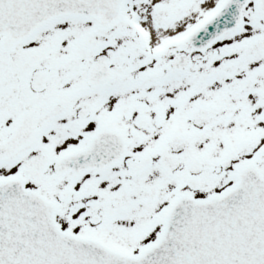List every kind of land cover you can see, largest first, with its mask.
I'll use <instances>...</instances> for the list:
<instances>
[{"label":"flooded vegetation","instance_id":"af4514ba","mask_svg":"<svg viewBox=\"0 0 264 264\" xmlns=\"http://www.w3.org/2000/svg\"><path fill=\"white\" fill-rule=\"evenodd\" d=\"M255 28L259 29L260 34L264 33V24ZM254 33L255 31L250 29L231 32L199 53L187 43L180 47L179 90L177 102L173 103L178 111L176 135L181 141L178 153L179 170L183 179L187 177L197 179L199 191L219 186V181L224 177L219 178L222 175L226 174L234 179L246 166L255 168L264 178V49L258 45L256 41L258 36L254 37ZM23 45L15 46L12 52L0 54V134L10 133L21 112L27 109V102L30 104L29 109L39 111L41 122L42 94L31 91L32 94L28 95L26 90L28 83L30 84L29 78L38 69L39 62L37 58L27 56ZM82 67L88 68L85 64ZM76 68L72 67L73 70ZM110 69L119 75V65L114 64ZM75 79L74 75H70L72 102L70 114L73 112L75 97L79 92ZM145 85L143 83L134 97L130 96V103L124 106L122 80L118 76L111 84L106 85L107 87L103 86L98 93L84 88L83 102L88 108L100 103L99 131L122 136L127 142V147L128 141L131 146L139 145L140 159H149L152 162L172 154L169 130L163 125L160 115L155 114L148 120L145 112L137 113L129 126L125 120L131 111L138 110V98L142 97ZM157 85L160 86L159 83ZM155 92L159 90L151 89L150 99H142L145 107L141 108L140 112L154 110L155 101H159L157 96H161ZM161 100L162 103L171 106L168 98ZM81 108L82 106L77 108L74 113ZM138 117H142L144 122H136ZM136 123L139 127L135 125ZM157 131H161L158 134L163 138H168L166 144L162 143L151 152L143 144H152ZM258 143L259 150L256 149ZM37 154L42 155L36 142L18 153L16 170L25 176L28 188H31V180L27 178V173H24L23 165L28 157ZM229 155L234 158L228 163L226 170H223L220 163ZM193 163L197 165L196 174L191 173ZM134 167V165L127 167L128 176H131L129 170H133ZM91 173L94 179L90 178L88 182L83 183L77 196L71 185L70 204H85L88 210L94 209L97 215H100L103 214L100 209L106 207V198L110 194H107V190L115 191L120 197L123 195L122 189L117 185L122 182L125 169L118 165L102 173ZM203 173L211 175L214 179L204 183L199 181ZM100 174L108 178L101 180ZM131 177L132 179L126 180L130 185L134 183L133 178H136L137 174ZM100 183L105 184V187L101 186L102 188L98 189L96 184ZM68 197L64 195L63 200H67ZM114 204L119 203L112 202V205Z\"/></svg>","mask_w":264,"mask_h":264},{"label":"water","instance_id":"95a60500","mask_svg":"<svg viewBox=\"0 0 264 264\" xmlns=\"http://www.w3.org/2000/svg\"><path fill=\"white\" fill-rule=\"evenodd\" d=\"M244 2L238 0L239 10ZM258 8L264 12V0H258ZM101 11L108 12L107 4L97 8L95 0H0V34L5 41L16 42L66 13H93L102 23H110L101 20L105 17ZM230 12L233 27L237 17ZM111 154V145L102 148L98 139L83 153L63 158L56 165L57 172L101 167L113 158ZM0 189L13 201L7 206L9 202L0 198V264H264V181L252 173L243 174L239 184L222 196L196 202L178 200L159 241L137 257L60 233L52 223V209L17 183ZM17 204L20 213L14 212ZM45 224L56 235L52 239L39 231Z\"/></svg>","mask_w":264,"mask_h":264},{"label":"rangeland","instance_id":"374dc122","mask_svg":"<svg viewBox=\"0 0 264 264\" xmlns=\"http://www.w3.org/2000/svg\"><path fill=\"white\" fill-rule=\"evenodd\" d=\"M137 1L140 5H144L145 2L148 3V0H125L124 24L129 25L130 19L133 18V13L130 11L135 7ZM249 17L250 19L246 23L258 24V19L255 20L253 16ZM189 22L190 24H194L193 20H189ZM40 45L39 41L34 43L35 48ZM46 46L43 45V47L36 49V51H48V47ZM138 55L139 53L136 54V56ZM52 125L51 123L44 124L43 142L51 143L50 148L55 149L50 150V156L57 158L69 152L70 139L67 136L59 135L63 129H58L59 127L52 128ZM79 129L82 136L79 142H85V137H88L89 133L93 130L90 126L79 127ZM60 137L65 140L59 142ZM154 171L156 172V169L152 167L145 174H154ZM157 172L162 176L157 174L154 178L152 176L147 177L148 180H145L137 187H123V196L128 197L123 199L116 196L112 197L113 199L120 200L119 207L112 208L111 206H106L102 222L97 227H93V231L81 227L79 223L73 220V217L70 218V205L68 204L58 205L55 215L56 221L69 233L70 230L74 233H85L86 231L88 236L109 244L112 249L118 252L127 254L137 253L143 247L156 240L162 229L169 206L180 194L175 186L178 180L177 174L168 175L159 169ZM86 178L87 176L82 180ZM43 179L44 184L42 189L52 193V195L60 193L61 188L68 182L67 178L59 179L52 175H46ZM225 181L227 179L223 180V182ZM112 198L109 199L111 200ZM76 210L74 209V212ZM129 231L133 232V234L130 236L125 235Z\"/></svg>","mask_w":264,"mask_h":264},{"label":"bare ground","instance_id":"6f19581e","mask_svg":"<svg viewBox=\"0 0 264 264\" xmlns=\"http://www.w3.org/2000/svg\"><path fill=\"white\" fill-rule=\"evenodd\" d=\"M220 0H150L149 10L139 13L134 26L150 52L189 32L190 22L202 21ZM70 53V46L67 47Z\"/></svg>","mask_w":264,"mask_h":264}]
</instances>
